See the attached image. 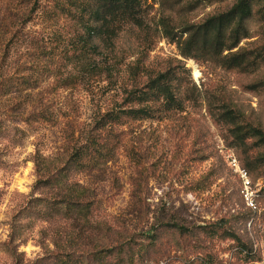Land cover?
Returning a JSON list of instances; mask_svg holds the SVG:
<instances>
[{
    "label": "rangeland",
    "instance_id": "rangeland-1",
    "mask_svg": "<svg viewBox=\"0 0 264 264\" xmlns=\"http://www.w3.org/2000/svg\"><path fill=\"white\" fill-rule=\"evenodd\" d=\"M195 1L143 0L142 27L127 29L123 40L130 47L119 49L121 62L111 77L104 70L78 72L69 65L74 32L68 22L51 16L50 2L0 0V83L13 85L0 101V264H14L4 248L13 226L21 234L17 244L24 264L56 253L54 240L65 243L81 235L92 245L99 238L157 230L160 241L149 254L158 263L145 262L136 247L134 264H203L208 256L216 264H264V172L250 179V207L243 182L228 163L239 153L229 146L227 128L209 113L228 104L243 113L246 123L264 129V90L248 88L264 77V65L247 75L184 59L165 37L163 23L180 32L184 24H200L232 5ZM170 71L185 89L182 112L95 130L102 116L125 109L132 93L145 92L151 78ZM139 107L144 105L129 108ZM92 133L100 134L104 155L67 178L93 194L90 224L29 215L17 219L31 199L55 194L37 186L45 176L37 172L35 160L62 167ZM222 221L228 224L221 232L239 236L252 251L251 262L238 253V243L201 232ZM173 223L193 235L180 238L163 231Z\"/></svg>",
    "mask_w": 264,
    "mask_h": 264
},
{
    "label": "trees",
    "instance_id": "trees-1",
    "mask_svg": "<svg viewBox=\"0 0 264 264\" xmlns=\"http://www.w3.org/2000/svg\"><path fill=\"white\" fill-rule=\"evenodd\" d=\"M45 1L54 6L51 16L68 22V28L74 32L69 48V65L77 68L78 72L104 70L109 76H114L121 62L122 53L119 49L126 51L130 47L124 45L123 36L129 29L142 27L143 0ZM179 1L176 0L177 4ZM223 2H232V5L223 12L212 14L200 24H184L180 32H175L166 22L163 23L164 35L177 45L180 55L186 60L209 63L229 72L255 75L264 65V0H196L194 4ZM252 39L256 40L248 42L245 47L241 46ZM12 87L7 80L0 83V101L11 93ZM248 88L253 91L264 90V77L248 84ZM186 99L183 83L177 73H161L149 80L145 92L139 95L132 93L125 109L113 110L102 116L95 130L102 133L110 126H123L127 121L176 115L183 111ZM213 103L211 101L210 105ZM135 104L144 107L129 108ZM210 109L212 118L227 128L229 146L239 153L237 160L249 178L264 172V129L246 123L243 113L228 104H219ZM87 137L86 143L72 149L71 156L62 167L50 161L45 165L35 160L37 172L45 176L37 186L39 189H53L55 194L51 198L31 199L17 219H26L29 215L38 220L57 218L69 219L81 225L90 224L93 194L86 188L67 183L69 173L85 171L93 163L96 165L99 162L97 159L104 155L99 142L100 134L92 133ZM261 194L264 195V192ZM226 224V221H222L218 227L201 228V232L238 243V253L243 255L244 260L251 262L252 251L242 239L234 232H221ZM163 229L179 234L180 238L193 235L190 229L175 223L166 224ZM160 232L124 234L113 240L104 237L103 241L99 238L92 245L85 243L81 235L67 238L65 243L60 239L54 240L58 251L48 258L39 259L35 264H134L135 254L132 251L136 247L145 255V262L158 263L149 250L158 246ZM19 235L18 227L13 226L9 240L4 244L14 264H24V255L18 251ZM201 262L216 264V258L208 256Z\"/></svg>",
    "mask_w": 264,
    "mask_h": 264
},
{
    "label": "built area",
    "instance_id": "built-area-1",
    "mask_svg": "<svg viewBox=\"0 0 264 264\" xmlns=\"http://www.w3.org/2000/svg\"><path fill=\"white\" fill-rule=\"evenodd\" d=\"M228 163H229L230 168H232V170L240 176V178L243 182L244 190H245L244 197H245L247 204L250 207H254V202L251 199V194H252V192H251L252 187L251 186L252 185H251V181H250V178H249L247 172L245 170H243L242 168H240L239 162L234 157V155L229 156Z\"/></svg>",
    "mask_w": 264,
    "mask_h": 264
},
{
    "label": "bare ground",
    "instance_id": "bare-ground-1",
    "mask_svg": "<svg viewBox=\"0 0 264 264\" xmlns=\"http://www.w3.org/2000/svg\"><path fill=\"white\" fill-rule=\"evenodd\" d=\"M194 73H195V76H196V77H198V76H199V73L197 72V70H196V69H195Z\"/></svg>",
    "mask_w": 264,
    "mask_h": 264
}]
</instances>
